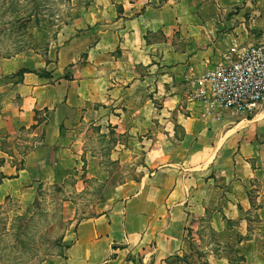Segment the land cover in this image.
Masks as SVG:
<instances>
[{"label": "crops", "instance_id": "crops-1", "mask_svg": "<svg viewBox=\"0 0 264 264\" xmlns=\"http://www.w3.org/2000/svg\"><path fill=\"white\" fill-rule=\"evenodd\" d=\"M96 1L77 8L51 77L28 69L19 80H4L23 66L2 62L0 133L31 146L23 168L8 160L0 165L6 176L0 203L32 172L47 173L60 156H70L72 132L84 120L110 102L118 108L133 86L140 98L147 85L166 86L164 109L177 118L182 139L134 195L77 224L61 264H170L185 248L191 214L209 210L214 189L252 210L251 220H240L245 264H264V103L251 114L236 112L213 98L205 80L232 45L264 41V7L230 17L237 0H127L113 15L111 0ZM156 48L164 54H154ZM72 63L66 79L63 70ZM150 102L136 111L152 115ZM223 223L221 217L216 226Z\"/></svg>", "mask_w": 264, "mask_h": 264}, {"label": "rangeland", "instance_id": "rangeland-1", "mask_svg": "<svg viewBox=\"0 0 264 264\" xmlns=\"http://www.w3.org/2000/svg\"><path fill=\"white\" fill-rule=\"evenodd\" d=\"M111 1L115 15L127 0ZM96 2L0 0V74L2 62L10 60L51 77L72 32L67 25L80 16L77 8ZM237 2L228 11L230 17L240 12L247 17L264 7V0ZM154 54L162 56L164 50L156 48ZM72 65L63 70L66 79L73 75ZM19 76L13 73L3 79ZM147 86L142 98L133 86L118 108L110 102L103 112L84 120L72 132L70 156H60L47 173L32 172L6 195L0 203V264H61L82 219L106 212L120 197L134 195L137 183L166 162L167 151L182 139L183 129L172 113L165 112L166 86ZM147 101L154 105L152 115L150 109L136 111ZM30 146L9 141L1 132L0 165L8 160L18 169ZM220 192H209L207 212L191 214L185 248L170 264H245L247 246L241 242L246 235L240 220L244 215L251 220L252 210L229 202ZM229 213L237 217L227 218ZM221 217L224 223L217 227Z\"/></svg>", "mask_w": 264, "mask_h": 264}, {"label": "built area", "instance_id": "built-area-1", "mask_svg": "<svg viewBox=\"0 0 264 264\" xmlns=\"http://www.w3.org/2000/svg\"><path fill=\"white\" fill-rule=\"evenodd\" d=\"M205 80L219 104L239 113H253L264 103V41L232 45Z\"/></svg>", "mask_w": 264, "mask_h": 264}, {"label": "trees", "instance_id": "trees-1", "mask_svg": "<svg viewBox=\"0 0 264 264\" xmlns=\"http://www.w3.org/2000/svg\"><path fill=\"white\" fill-rule=\"evenodd\" d=\"M26 71H28V69H26V68H22L17 74H19V75H22L24 72H26ZM22 161V160H21ZM20 168H23V164H21V167H19L18 169H20ZM6 176H3V175H0V182H1V180L3 179V178H5Z\"/></svg>", "mask_w": 264, "mask_h": 264}]
</instances>
